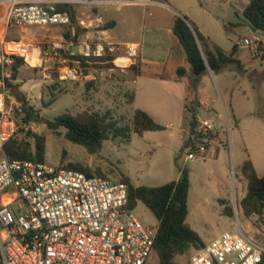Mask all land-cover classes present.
Masks as SVG:
<instances>
[{"label": "rangeland", "instance_id": "rangeland-1", "mask_svg": "<svg viewBox=\"0 0 264 264\" xmlns=\"http://www.w3.org/2000/svg\"><path fill=\"white\" fill-rule=\"evenodd\" d=\"M248 1L117 0L98 6V16L103 21L116 23L108 30L110 36L133 41L131 33L134 32L150 59H166L169 54L167 64L150 61L142 67V83H139L138 90H127L123 85L124 79L131 77L125 69L103 68V73L97 74L95 80L68 82L60 80L55 72L49 79H42L38 70L28 72L23 68L18 80L10 83L23 96L21 100L16 99L20 106V111L15 114L19 136L24 137L29 131L44 136L45 162L53 166L72 164L87 167L93 174L100 172L111 182L118 183L127 178L136 187H158L176 181L180 175L179 167H185L189 170L191 182L186 223L205 244L225 232L237 230L239 226L251 239L262 242L264 227L256 216L245 218L240 210V201L247 189L240 172L242 163L251 160L257 174L264 176V32H252L245 23L242 3ZM75 10L85 11L86 8L76 7ZM176 16L184 18L226 52L232 49L234 42L239 43L245 38L257 37L262 42L257 57H252L248 49L239 46L238 60L244 72L229 65L212 75L201 76L206 83L211 113L201 120L212 123L219 131L210 133L212 142L205 159H186L183 138L189 133L187 121L180 126L175 122L182 113L181 102L165 92L156 79L157 75L170 79L176 76L177 68L184 67L183 49L172 33ZM81 19L87 21L83 16ZM80 21L75 15L71 26L33 27L34 38L19 29L18 36L40 44L64 39V34L73 29H78L83 35L87 32ZM230 24L239 25L226 29ZM98 37V40L105 41L102 34ZM65 42L69 43V40ZM157 46L162 49L157 50ZM12 88L9 87L10 93ZM188 93V101H194L193 92ZM132 95L135 97L133 101ZM50 102L53 104L46 106ZM24 109H31L35 115L50 121L62 114L75 117L93 114L128 128L129 136L106 140L99 152L89 154L83 146L66 140L63 128L54 133L44 124L34 121L23 124ZM136 109L148 111L165 129L145 132L141 136L134 134L132 127ZM165 123L172 124L167 127ZM217 148L219 156L214 151ZM22 203L18 200L12 206L13 211ZM133 212L143 225H157L152 213L141 202ZM195 251L191 248L177 257V264H186ZM150 264H158L155 256H152Z\"/></svg>", "mask_w": 264, "mask_h": 264}, {"label": "built area", "instance_id": "built-area-1", "mask_svg": "<svg viewBox=\"0 0 264 264\" xmlns=\"http://www.w3.org/2000/svg\"><path fill=\"white\" fill-rule=\"evenodd\" d=\"M112 0H0L7 26L44 28L71 26L76 7H95ZM74 33V32H72ZM74 34H72L73 36ZM257 37L238 47L260 55ZM36 52L38 65L27 55ZM84 59L73 61L62 52ZM122 52V54H118ZM114 56V60L105 59ZM136 44H109L86 33L77 44L64 39L40 44L7 40L0 31V264H150L157 226L143 225L129 206L128 187L99 176L53 166L47 162L11 160L5 144L18 132V100L9 91L15 59L36 68L42 78L56 73L62 81L88 82L112 63L124 69L138 58ZM125 63H117V60ZM196 132L185 140L186 159H205L217 132L197 120ZM21 200L22 206H12ZM264 227V211L258 217ZM264 245L239 226L191 254L186 264H261Z\"/></svg>", "mask_w": 264, "mask_h": 264}, {"label": "trees", "instance_id": "trees-1", "mask_svg": "<svg viewBox=\"0 0 264 264\" xmlns=\"http://www.w3.org/2000/svg\"><path fill=\"white\" fill-rule=\"evenodd\" d=\"M245 23L257 31L264 32V0H249L248 5L243 10ZM114 22H108L101 27V30L111 28ZM239 24H230L226 29L236 27ZM190 25L184 18L176 16L172 33L177 38L185 54L186 62L189 65L193 76V87L199 83L200 78L208 69L213 73L223 68L233 65L240 72H244L243 66L237 59L238 44L234 42L229 52L211 43L195 27L193 33ZM85 31V30H84ZM81 32L76 29L72 36L71 30L64 34V39L77 44ZM198 39V40H197ZM63 58L69 59V64L74 65L73 61H80L84 64V59L72 56L68 52H62ZM114 56H108L105 59L114 60ZM24 64L21 59L16 58L12 66V79L16 80ZM103 68H116L112 63H107ZM118 69V68H117ZM32 70H38L32 68ZM131 77L137 76L139 72V63H134L127 68ZM187 70L179 67L176 70V76L181 78L185 76ZM130 77V78H131ZM10 86V82H7ZM11 93L16 99L23 98L20 92L12 88ZM53 104L50 102L46 106ZM197 103L188 101L185 104L187 111L186 119L190 134L198 135L197 128ZM24 116L21 118L23 124L34 121L44 124L50 131L58 133L60 128L65 129V139L71 143L83 146L89 154H95L102 148L104 141L111 138L129 136V129L119 127L114 121L107 122L106 118H99L93 114L84 113L79 116L62 114L54 120H43L35 115L31 109L23 110ZM165 128L156 123L154 119L146 112L136 109L133 116L132 132L138 136L145 132L162 131ZM17 132L4 146L5 155L11 160H29L34 162H45L46 139L42 135L27 132L24 137L19 136ZM211 137V134H209ZM212 138V137H211ZM33 140V143L30 142ZM184 143V147H185ZM61 168L79 171L87 176H99L105 178L100 172L93 174L89 168L74 166L72 164L60 165ZM240 172L246 181L247 189L245 196L240 201V210L245 218L258 217L264 211V176L259 177L250 160H245ZM179 178L165 185L158 187L133 186L127 178L121 182L128 187L129 206L134 209L138 202H141L154 216L157 221V234L153 245V254L157 258L158 264H177L176 258L185 254L189 249L200 250L205 247V243L199 235L186 223L189 214L188 195L190 191V174L185 167H179ZM261 242V241H260ZM259 242V243H260ZM264 245V239L261 242ZM261 264H264V256Z\"/></svg>", "mask_w": 264, "mask_h": 264}, {"label": "crops", "instance_id": "crops-1", "mask_svg": "<svg viewBox=\"0 0 264 264\" xmlns=\"http://www.w3.org/2000/svg\"><path fill=\"white\" fill-rule=\"evenodd\" d=\"M112 1L113 2H117V0H112ZM239 1L241 2L242 0H239ZM243 1L246 2V0H243ZM248 3H249V1H248ZM248 3H242L243 10L248 5ZM130 4H135V3L131 2ZM136 4H139V3H136ZM103 5H107V4H103ZM0 8H1L0 16H2L3 12H4V9H3V7H0ZM77 8H86L85 11H83V10L82 11L75 10V15H76V18L78 20H81L80 21V25H82L83 30H85V32L89 33L90 37L94 38L96 36L97 37L96 39H99L98 34H102L105 37V39H104L105 41H103L105 43H109V44H136V45L139 46V56H138V58L130 60V61H127L128 65H127L126 68H124L125 70H127V68L129 66H131L132 64H134L136 62L139 63V72H138L137 76H133L131 78L124 79V81L122 82L127 90L130 89V88H135L136 90L139 89V83H142V82H140L142 80L141 69H142V67L146 66L147 63H149L150 61H151V63H160L161 65L167 64L168 59H169V54H168V57H166V59H162L160 57H157L155 59H150L149 55H147L144 52V49H143L142 43H141L142 41H137L136 40L137 36L134 34V32L131 33V39L133 41H128L126 39H117L115 37L110 36L108 34V30L116 25L115 22H114V25L111 28L106 29V30H101V27L104 26L108 22L103 21V19L100 16H98V6H95V7H77ZM75 15H74V17H75ZM91 15H93L95 18L92 17ZM82 16L85 17L87 19V21H82V19H81ZM86 22H88V24H86ZM19 29H21L22 31H25V33L29 37L34 38V35L32 34L33 27L7 26L5 24V22H4V20L0 17V31L4 34V36H5V38L7 40H24L27 43H31V44H35V45L38 44V43H35V41L33 42V41H31V40H29L27 38H26V40L23 39V37H22V39H19V36H18V30ZM36 29H39V28H36ZM72 32H74V29L71 30V33ZM72 34H74V33H72ZM85 34L86 33H84L83 35L80 34L79 38L80 39L83 38V36ZM202 35L204 37H206L211 43L215 44L209 37H207L204 34H202ZM241 48H243V47H241ZM156 49L160 51L162 49V47L161 46H157ZM238 52H239V50H238ZM118 54H122V52H119ZM237 59H238V54H237ZM183 66L187 70V73H186L185 76H183L181 78H178L177 76H174V77H172L170 79H166V78H164V77H162L160 75L156 76V79L159 82V85L163 88V90H165V92H168V94L173 95L174 97H176L177 100H179V102H181L182 113L177 117V119L175 121L179 126L182 124V122L187 121V119H186L187 111H186L185 105H183V104H184V102H187V98L186 97L189 94L188 93L189 91H190V93L193 92L194 101L197 103V106H198L197 107V120H201V118H203V117L204 118L209 117L210 114H211L209 106H208L209 97L206 94V89L207 88H206L205 80L200 78L199 83L196 84V86L194 88L193 87V84H194L193 76H192V74L190 72V68H189L188 63L186 62V59L183 60ZM23 68L26 71H28V72L32 69V67H27L25 65H24ZM118 69H120V68H118ZM124 69H121V71H125ZM205 74H211L212 75L213 72L208 69V71ZM42 79H44V78H42ZM47 79H49V78H47ZM16 80H18V79H16ZM16 80H13V81H16ZM134 98L135 97L132 95V101L134 100ZM165 107L166 106H164V108ZM199 109H200V114H199ZM144 112H146V111H144ZM183 112H185V113L183 114ZM147 114H149L154 119V121L156 123L160 124V122L155 117H153V115H151L150 113H147ZM216 117H217V115L214 116V118H216ZM165 124H166L165 126L169 127V126H171L172 123H165ZM187 127H188V125H187ZM217 132H219V131H217ZM186 138H187V136L183 138L184 142H185ZM214 151H215L216 156L220 155V150H218V148L215 149ZM251 163H252V165H253V167L255 169V172H256L255 165L253 164L252 161H251ZM256 174H257V172H256ZM259 177H261V176H259ZM190 184H191V182H190Z\"/></svg>", "mask_w": 264, "mask_h": 264}, {"label": "bare ground", "instance_id": "bare-ground-1", "mask_svg": "<svg viewBox=\"0 0 264 264\" xmlns=\"http://www.w3.org/2000/svg\"><path fill=\"white\" fill-rule=\"evenodd\" d=\"M27 61L32 65H38L39 61L37 59V54L36 52L29 53L26 57ZM117 63H125L124 61L118 60Z\"/></svg>", "mask_w": 264, "mask_h": 264}, {"label": "water", "instance_id": "water-1", "mask_svg": "<svg viewBox=\"0 0 264 264\" xmlns=\"http://www.w3.org/2000/svg\"><path fill=\"white\" fill-rule=\"evenodd\" d=\"M191 27V29H192V31H193V33L195 34V36H196V32H195V30L192 28V26H190ZM257 30H255V29H252V32H256ZM196 38H197V36H196ZM198 40V39H197Z\"/></svg>", "mask_w": 264, "mask_h": 264}]
</instances>
